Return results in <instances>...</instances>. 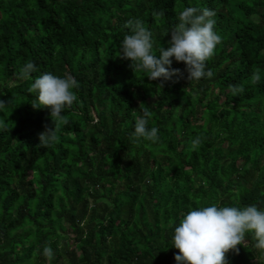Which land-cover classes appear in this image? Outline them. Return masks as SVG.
Here are the masks:
<instances>
[{"label": "trees", "instance_id": "trees-1", "mask_svg": "<svg viewBox=\"0 0 264 264\" xmlns=\"http://www.w3.org/2000/svg\"><path fill=\"white\" fill-rule=\"evenodd\" d=\"M186 7L216 13L214 76L161 88L120 58L125 24L140 20L159 56ZM26 62L37 71L23 80ZM44 73L79 82L46 148L38 136L54 124L28 92ZM0 100V264H177L189 210L264 209V0H0ZM143 110L156 143L133 137ZM255 244L246 234L228 264H264Z\"/></svg>", "mask_w": 264, "mask_h": 264}, {"label": "clouds", "instance_id": "clouds-1", "mask_svg": "<svg viewBox=\"0 0 264 264\" xmlns=\"http://www.w3.org/2000/svg\"><path fill=\"white\" fill-rule=\"evenodd\" d=\"M215 15L214 10L207 8L186 7L181 10L178 23L168 32V47L165 49L160 46L159 56L153 50L152 32L140 20L130 19L125 27L131 34L125 35L121 42L120 58L130 61L128 66L132 71L143 73L150 81H161V88L164 81L173 77L183 78L184 72L187 73L188 81L212 78L214 73L211 69L206 70V62L213 58L217 45L222 42V37L214 30ZM173 59L184 64L183 72L171 67ZM36 71L33 62H26L18 75L20 79L28 80ZM260 80V71H254L251 82L256 84ZM78 87L79 82L71 74L61 78L44 73L31 83L28 92L36 93L32 107L49 109V117L54 124L53 128L45 126L44 131L39 133L40 146L46 148L57 141L59 127L69 123L62 113L65 109H71L77 100L73 90ZM230 91L233 96H237L245 89L243 85H233ZM6 104L0 100V109H4ZM149 117L150 113L143 110V115L136 119L133 133L136 142H158V129L148 127ZM199 143L197 138L193 141V147ZM248 233L256 241L255 248L264 253V209L255 204L242 208L212 204L189 210L174 228L173 247L178 250L174 259L177 264H228L226 254H238V246L245 243ZM43 255L50 262L55 254L50 246H46Z\"/></svg>", "mask_w": 264, "mask_h": 264}]
</instances>
